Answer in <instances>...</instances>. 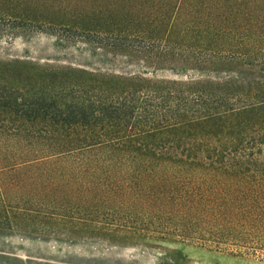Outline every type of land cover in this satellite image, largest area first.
Instances as JSON below:
<instances>
[{"label": "rangeland", "instance_id": "1", "mask_svg": "<svg viewBox=\"0 0 264 264\" xmlns=\"http://www.w3.org/2000/svg\"><path fill=\"white\" fill-rule=\"evenodd\" d=\"M139 77L248 81L259 88L252 94L263 95L264 0H0V102L14 98L19 109L39 96L101 93ZM7 112L0 114V134L11 154L47 145L45 134L10 140L11 132L52 128L15 122ZM218 125L171 127L137 136L134 145L154 150L153 159H200L198 138L215 135ZM2 160L0 191L10 199L0 197V210L10 205V220L0 228V264H264L260 253L152 234L134 215H99L106 203L96 213L90 198L63 179L55 188L43 179L37 184L22 165L3 168L23 159Z\"/></svg>", "mask_w": 264, "mask_h": 264}, {"label": "trees", "instance_id": "2", "mask_svg": "<svg viewBox=\"0 0 264 264\" xmlns=\"http://www.w3.org/2000/svg\"><path fill=\"white\" fill-rule=\"evenodd\" d=\"M124 84L89 95L77 91L69 99L39 96L19 109L16 99L2 98L0 114L7 110L15 122L52 128L8 134L12 140L23 133L27 141L48 136L46 146L29 144L16 154L0 134V159H23L3 168L22 165L37 184L43 179L53 188L63 179L64 186L90 198L94 212L106 203L108 211L99 215L121 220L134 215L152 234L264 256V94H252L258 86L143 77ZM234 115L242 117L232 120ZM209 123L220 129L198 138L199 145L204 142L200 159H153L154 150L134 145L140 135ZM0 197L9 198L3 190ZM8 207L0 210V228L9 223Z\"/></svg>", "mask_w": 264, "mask_h": 264}]
</instances>
